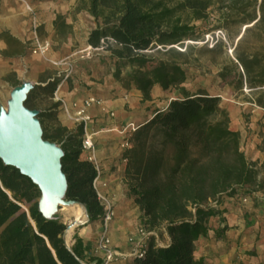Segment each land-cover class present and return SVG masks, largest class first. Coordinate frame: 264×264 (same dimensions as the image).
<instances>
[{"label":"trees","instance_id":"16d2710c","mask_svg":"<svg viewBox=\"0 0 264 264\" xmlns=\"http://www.w3.org/2000/svg\"><path fill=\"white\" fill-rule=\"evenodd\" d=\"M76 8L93 15L88 45L115 57L112 74L123 86L139 88L143 100L152 98L156 84L177 92L126 135L125 180L146 222L162 228L169 240L159 243L153 234L145 253L126 257L125 264H206L196 250L199 237L210 236V217L221 215L228 196L263 191L264 166L243 149L241 130L232 127L221 94L186 84L188 67L203 66L193 54L206 39L198 21L218 11L217 28L225 38L208 49L225 54L217 64L220 83L247 89L245 100L264 107V0H78ZM58 18V28L66 31L63 16ZM230 22L239 23L236 33L227 27ZM63 76L45 78V87L54 93ZM35 87L25 99L30 107L37 106L31 100ZM43 115L41 109L43 136L64 149L65 199L83 203L89 218L76 225L69 243L65 231L72 209L59 203L55 213H45L40 185L0 156V264H92L99 259L88 252L79 230L105 213L95 186L99 170L83 155L81 124L59 123L52 130Z\"/></svg>","mask_w":264,"mask_h":264},{"label":"crops","instance_id":"0c3cea01","mask_svg":"<svg viewBox=\"0 0 264 264\" xmlns=\"http://www.w3.org/2000/svg\"><path fill=\"white\" fill-rule=\"evenodd\" d=\"M77 3L78 0H0V83L3 88L14 86V81L8 77L9 73L13 74L14 80L24 81L31 78L38 82L36 77L38 73L52 67L51 63H54L55 59L62 60V64L67 63L66 59L74 53L71 44L73 33L77 28L85 29L87 42L89 30L95 26L96 22L88 10L77 9ZM59 15L63 16L67 24L66 31H60L58 28ZM35 23L38 25L37 29H34ZM36 33L42 38L50 39L53 45L61 42L62 52L52 47L53 60L50 56L41 57L30 54L25 48V42L30 41ZM14 43H18L19 49H16ZM26 66L31 67L28 73H26ZM81 79L79 76V80L70 85L69 80L64 76L60 82L59 93L68 102L75 99L81 100L90 94L102 97L103 104H94L90 107L91 113L102 115L98 118L100 124L118 125L133 120L134 116L129 114L127 107H137L139 110L140 107H147L151 102L159 101L167 95V90L160 84H156L151 91L152 98L146 99L148 102L144 103L142 91L139 88L124 87L119 80L114 79L112 74L101 81L88 77L84 83ZM222 88L213 93L221 94L222 97L223 92L229 94L227 98L229 101L224 99L223 104L230 110L232 127L241 130L243 149L250 159L258 160L259 164L264 166V149L262 148L264 107L251 101L232 98L234 95L232 86L225 85ZM170 99L162 103L160 107L167 106ZM110 109L115 110V116L109 114ZM245 111L250 112L247 120L244 116ZM106 113L107 115L104 116ZM115 131V128H108L96 139L95 151L100 165L97 182L106 194L117 200H124L129 197L128 193L120 189L121 183L125 182L126 165V158L123 155L124 147L120 142L126 134ZM83 155L88 156V152L84 150ZM262 194L264 192L258 190L248 195L247 203L238 200V197L240 199L243 196L239 194L224 199L220 205L222 213L218 216L219 220H216L215 226L210 229V236L202 235L197 240V250L205 256L206 264H264V196ZM116 215L115 208L114 216L117 217ZM88 218L87 214L82 222L76 224L83 223ZM113 219L110 222L113 243L120 250H128L126 231L129 224L126 220L130 218L122 220V223L118 217ZM101 227L102 220L99 219L87 222L79 230L87 243L88 252L97 255L100 261L103 260V251L97 249V236ZM164 234L166 236L161 240H169L168 234L166 232ZM125 263L126 260L122 257L112 264Z\"/></svg>","mask_w":264,"mask_h":264},{"label":"rangeland","instance_id":"374dc122","mask_svg":"<svg viewBox=\"0 0 264 264\" xmlns=\"http://www.w3.org/2000/svg\"><path fill=\"white\" fill-rule=\"evenodd\" d=\"M218 17H219L218 11L213 10L212 15L208 19L198 21V24L200 25V27L202 29H204V32L206 34V38L208 35L211 37V34H212L211 33L212 31H208V30L213 29V30H215V32L218 31V29H219V28H217L218 24H219ZM227 27L229 28V30L231 32L236 33L237 28H239V23H236V22L231 23L230 22V23H227ZM224 30H225V28H224ZM213 34H216V33H213ZM210 41L211 40H209V41L200 40L198 47H196L194 49L193 54L194 55L196 53L199 54V56H200L199 60L203 66L201 68H198L196 66H189L188 67L189 72H190V76L188 77L186 84L191 89L195 90V89H198L199 87L203 86V87H206L209 91L214 92L217 89H223L222 87H224L223 85H221L220 78L217 75V71L219 69L217 64H218V62H221L225 59V54L223 53V51H212V50L208 49L210 46L209 45ZM30 43H31L30 41L25 42L26 50L29 51L30 54H34L37 56H41V57L50 56L51 57L50 59L53 60V56L51 55V52L53 53V49H55L56 51L62 52L61 42H58L54 45L52 44L53 49L51 47L50 49H52V50L51 51L49 50L50 53H48L49 52L48 51L46 54H39V53L33 52V50L30 47ZM14 44L16 46V49H19L18 43H14ZM87 46H88V41L86 42L85 29L83 27L77 28L75 30V32L73 33V41L71 44L72 51H74V53L69 58L66 59L67 63H64V64L56 63L55 60H58V59L54 58L55 59L54 63H51L52 67L47 68L44 71H41L40 73H38V75L36 76L38 82L32 80L35 85L37 84V87H35L34 91L32 92L31 100H32V102H34L37 105L36 108H39L40 110L41 109L44 110L43 116H44L46 123L48 124L49 128L52 130L55 129V126H57V124H59V123H63V124H67V125L70 124V126H75L77 123L67 115V113L63 107L62 101L58 100L55 97V92L53 93V92H51V90H49V88L45 87L46 83L44 82V79L47 78V76H49V75H54V74H59V73H62L65 76L66 69L73 67V71L67 77L70 85H72V84H74V82L78 81L79 76H80V79L82 78L81 80L84 83H85V80L88 79V77L91 79L97 80V81H101V80H105L107 78V76H110L112 74L115 66H116V59H115V57H112L110 55L109 51L102 50V49H91V51H90L89 49H87ZM228 51L231 53L230 49H228ZM39 62H40V60H39ZM30 68H31L30 66H26V69H27L26 73H28ZM85 74H88V75L85 77L84 76ZM64 76L62 77V79L64 78ZM5 77H7V76H5ZM8 77L11 78V81H14V82L20 81L19 83L22 82L21 80H14L12 73H9ZM28 79L31 80V78H28ZM62 79H61V81H62ZM114 79H116V78L114 77ZM229 86H232V85H229ZM13 87L14 86H8V88H3L1 83H0V107L1 106H5V107L8 106L9 99L11 97V91H12ZM166 94L167 95L160 98L159 101L151 102L147 107L146 106L144 108L140 107L139 110L137 107L136 108L127 107V109L129 110V114H131V115L133 114V116H134L133 120H135L136 123L143 121L144 119L148 118L153 113V111H155L158 107H160L162 105V103H166V101L168 99H170L171 96H175L177 94V92L175 89L174 90H167ZM223 94H224V96L222 97V103H224L223 102L224 99L226 101H229L227 99L229 94H227L226 92H223ZM246 95H249L247 89H244V93H243L242 91L236 90L234 88V95L232 98L238 99L241 101H246L244 98ZM56 102L59 103L58 106L56 105ZM146 102H148V101L144 100V103H146ZM231 102H234V101H231ZM106 115H107V113L104 116H106ZM249 115H250V112H248V111L244 112V116H245L246 120L249 119ZM112 116H115V115H112ZM99 117H102V115L101 116H99V115L95 116L96 124L98 123L97 125L99 127L105 128L104 130H106V128H109L110 126L115 125V124L110 125L108 123L100 124V121L98 122ZM126 123L127 122H125L123 124H118V125L120 127L122 125H125ZM115 132H119V131L116 129ZM129 132L130 131H127L126 133H122V134L127 135ZM99 135H98V137H99ZM123 140H124V138H122V141ZM122 141L120 142L121 146H122ZM262 142L264 145V132H263ZM99 187H100V185H99ZM120 189L121 190L123 189L126 194L128 193L129 198H125L124 200H119V199L117 200L115 198H113V199L115 202V208H116V214H117L116 216L118 217L120 222L122 223L123 222L122 220H126V218H130V219L126 220V221H128V224H129V227L126 231L127 232L126 233L127 234L126 239L128 240V236L133 231V229L139 223L146 222V220H148V217H147V215L144 214V211L140 207V205L136 203L134 195L131 193L126 180H125V182L121 183ZM262 192H264V189ZM262 196H264V194H262ZM238 200L244 202L243 198L239 199V197H238ZM245 202L247 203L248 200ZM65 204L72 209V212L74 215L73 220L70 222L68 228L65 231L66 240L69 243H71V241L73 239V232H74V229L77 225L76 223L71 225V223L77 218V215H78L77 207L80 203L76 202V201H72L70 203H65ZM86 215H87V213H83L81 215V219H84ZM218 216L219 215H212L210 217L209 224H210L211 228H213L215 226L216 220L217 221L219 220ZM117 217L114 216L113 218L115 219ZM146 223L150 226V224L148 222H146ZM152 228H154V227H152ZM154 229H155L157 235L159 236V238H164L166 236L164 234L162 228L155 227ZM197 255H202V254H200V252L197 250ZM95 256H97V255H95Z\"/></svg>","mask_w":264,"mask_h":264},{"label":"water","instance_id":"95a60500","mask_svg":"<svg viewBox=\"0 0 264 264\" xmlns=\"http://www.w3.org/2000/svg\"><path fill=\"white\" fill-rule=\"evenodd\" d=\"M24 84L25 80L14 85L9 110L4 109L5 106L0 107V156L6 163L19 167L40 185V207L45 213L53 214L58 210L59 203L75 201L65 199L68 180L62 169L64 149L57 141L43 136L38 116L40 109L25 103L35 84L33 82L27 89ZM44 197L55 202L54 206L43 205Z\"/></svg>","mask_w":264,"mask_h":264},{"label":"built area","instance_id":"2783aa9c","mask_svg":"<svg viewBox=\"0 0 264 264\" xmlns=\"http://www.w3.org/2000/svg\"><path fill=\"white\" fill-rule=\"evenodd\" d=\"M37 23L34 25V29H37ZM219 37L225 38L224 32L221 29H218L216 34H211V37L208 35L205 41H210L209 45L213 46ZM30 47L35 53L46 54L50 48L52 47V41L48 38H42L37 33L33 38L30 39ZM87 49L91 51V49H98V47H93L92 45H88ZM230 50L232 48L230 47ZM56 63H61L62 60H55ZM73 71V67H70L65 72V77H68ZM60 83L58 84L57 89L55 90V97L58 100H61L63 103V107L67 113V115L72 118L76 123L81 124L83 127V147L84 150L88 152V157L95 161L97 164L99 173H100V165L98 163L96 157V139L98 135L105 129L103 127H99L96 124V119L93 113L90 111V107L94 104H103L104 99L98 95L90 94L87 97L78 100H72L68 102L65 98L59 93ZM110 115H115V110H109ZM139 123H136L135 120L128 121L125 125L119 127V125H113L109 128H115L121 133H126L127 131H131L138 126ZM108 129V128H106ZM122 145L124 147L129 145V140L124 137L122 141ZM95 186L97 188V192L101 200L105 204V213L102 216V227L98 232L97 236V249H101L103 251V260L102 261H94L92 264H112L118 258H126L133 255H143L146 251L148 243L153 234H156L154 228L150 227L146 222L139 223L135 229L128 236V250H120L115 247L112 236L110 233V222L114 216L115 212V202L114 199L106 194L98 185L97 177L95 179ZM244 201L248 200L247 196L242 197ZM169 239V238H168ZM156 240L159 243L167 242L161 240L157 235Z\"/></svg>","mask_w":264,"mask_h":264},{"label":"bare ground","instance_id":"6f19581e","mask_svg":"<svg viewBox=\"0 0 264 264\" xmlns=\"http://www.w3.org/2000/svg\"><path fill=\"white\" fill-rule=\"evenodd\" d=\"M32 85H33V81L32 80H29V79L25 80L24 86H25L26 89L31 87ZM9 108H10V102L8 103V106L5 107L4 109L9 110ZM42 204L45 205V206H49V207L51 206L52 207V206H54L55 202H50L48 199H46L44 197L43 200H42ZM86 211H87L86 206L83 203H80L78 205V207H77V213H78L77 218L71 223V225L75 224L76 222H82L83 219H81V215L83 213H86Z\"/></svg>","mask_w":264,"mask_h":264}]
</instances>
